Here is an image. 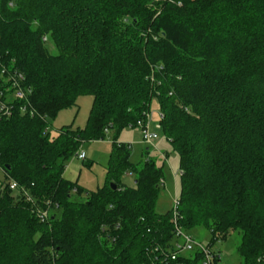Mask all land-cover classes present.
<instances>
[{
	"label": "trees",
	"instance_id": "16d2710c",
	"mask_svg": "<svg viewBox=\"0 0 264 264\" xmlns=\"http://www.w3.org/2000/svg\"><path fill=\"white\" fill-rule=\"evenodd\" d=\"M3 69L23 76L26 99L0 114V264H160L173 234L171 211H155L161 166L130 163L113 139L115 189L74 199L83 189L63 176L83 141L136 127L153 99L179 156L182 227L239 230L242 264H264V0H0ZM83 95L86 127L51 136ZM169 261L201 264L198 252Z\"/></svg>",
	"mask_w": 264,
	"mask_h": 264
},
{
	"label": "rangeland",
	"instance_id": "374dc122",
	"mask_svg": "<svg viewBox=\"0 0 264 264\" xmlns=\"http://www.w3.org/2000/svg\"><path fill=\"white\" fill-rule=\"evenodd\" d=\"M51 50L55 52L53 46ZM92 97L90 95L80 96L74 106L67 107L50 120L51 136L55 135L58 128L72 125L73 128L84 129L89 118ZM159 109L157 101L152 100L149 109L150 129L155 131V125L158 123ZM159 135L157 141L158 151L151 149L141 141L140 129L136 127H125L119 134L111 130L105 139L85 140L81 143L78 151L85 154L82 160L77 159L75 154L66 162L63 173L64 178L72 183H76L83 189L81 195L72 191L74 199L85 200L93 192L102 189L109 182L110 172L108 170L110 156L113 149V139L118 143L130 144L129 162L132 164L142 163L146 157L152 158L158 166L162 167L163 183L160 185L158 195L155 201V211L159 214H165L171 211L175 193L180 190V170L179 156L172 148L169 142L165 140L161 131H155ZM145 152L148 154L146 155ZM163 152L164 155H161ZM165 157L167 160H165ZM121 183L127 187L134 185L133 173L127 172L121 175ZM111 182H109L110 185ZM0 184H7L5 174L0 167ZM61 211V210H60ZM60 211L58 214H60ZM196 240L207 246L211 243L213 251L218 252L221 258L216 264H242L237 248L240 242L241 233L239 230H232L225 238L213 239L208 229L198 226L187 229Z\"/></svg>",
	"mask_w": 264,
	"mask_h": 264
},
{
	"label": "built area",
	"instance_id": "2783aa9c",
	"mask_svg": "<svg viewBox=\"0 0 264 264\" xmlns=\"http://www.w3.org/2000/svg\"><path fill=\"white\" fill-rule=\"evenodd\" d=\"M46 39L45 37L43 38ZM0 77L2 79L0 84V114L4 116H9L12 110V102L14 100H24L26 99V91L21 86L23 76L20 73L13 72L9 73L6 70L0 72ZM152 80V75L150 76ZM22 113L28 112L27 105L23 104L20 108ZM32 114V111H30ZM159 121L163 118V114L159 112ZM155 125V131L160 129V122ZM136 128L140 129L141 141L152 148H157L156 140L158 139L157 132L150 129V119L149 113H145L144 121H138ZM108 129L105 128L104 132L107 133ZM77 159L82 160L85 158V154L82 151H77L75 153ZM8 188L10 190L16 191L18 184L14 180L8 182ZM26 193V191H25ZM178 197L175 193L173 199V207L171 209V223L173 226L172 238L169 241L168 247L161 252L160 264H170L169 260L175 261L178 256L186 255L191 252L200 253V263L201 264H216V262L221 258L218 252H215L211 248V244L207 246L203 245L201 242L196 240L188 231H186L180 224L181 215L178 210ZM49 207L46 209H36V216L40 220H45L49 215ZM260 259V258H259ZM178 264V262H177Z\"/></svg>",
	"mask_w": 264,
	"mask_h": 264
},
{
	"label": "water",
	"instance_id": "95a60500",
	"mask_svg": "<svg viewBox=\"0 0 264 264\" xmlns=\"http://www.w3.org/2000/svg\"><path fill=\"white\" fill-rule=\"evenodd\" d=\"M7 168H9V166H7ZM110 186L112 187V189H115L116 186L114 185V183H110Z\"/></svg>",
	"mask_w": 264,
	"mask_h": 264
}]
</instances>
